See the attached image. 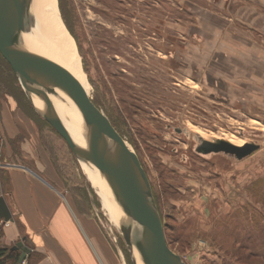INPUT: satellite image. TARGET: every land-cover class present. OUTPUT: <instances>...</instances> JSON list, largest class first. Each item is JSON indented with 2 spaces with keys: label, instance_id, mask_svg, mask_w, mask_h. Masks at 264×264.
<instances>
[{
  "label": "rangeland",
  "instance_id": "374dc122",
  "mask_svg": "<svg viewBox=\"0 0 264 264\" xmlns=\"http://www.w3.org/2000/svg\"><path fill=\"white\" fill-rule=\"evenodd\" d=\"M236 3L57 0L86 93L137 154L166 243L185 264H264V33L242 23L249 15L259 20ZM238 35L258 39L235 50L229 41ZM22 89L0 56V119L18 130L0 138V177L9 164L31 165L21 154L5 157L26 145L22 120L11 122L23 113L38 129L61 189L98 225L106 264H132L78 160ZM229 137L258 148L242 159L195 150L201 138Z\"/></svg>",
  "mask_w": 264,
  "mask_h": 264
},
{
  "label": "water",
  "instance_id": "95a60500",
  "mask_svg": "<svg viewBox=\"0 0 264 264\" xmlns=\"http://www.w3.org/2000/svg\"><path fill=\"white\" fill-rule=\"evenodd\" d=\"M22 5L23 11L15 0H0V54L17 79H25L32 91L39 95L41 106L39 110H34L63 138L78 161L94 166L103 176L121 211L119 228L132 264H136L133 250H136L142 264H185L166 243L151 185L137 154L76 80L42 60L29 47L24 38L29 26L28 7L24 2ZM61 95L69 98L85 116L88 132L93 139L89 154L80 150L47 107ZM257 148L258 144L253 142L235 145L224 138H201L196 150L204 154L224 153L242 159ZM0 218L3 222L11 220V212L3 195H0ZM14 248L20 249L19 264L30 249L22 241H18Z\"/></svg>",
  "mask_w": 264,
  "mask_h": 264
},
{
  "label": "crops",
  "instance_id": "0c3cea01",
  "mask_svg": "<svg viewBox=\"0 0 264 264\" xmlns=\"http://www.w3.org/2000/svg\"><path fill=\"white\" fill-rule=\"evenodd\" d=\"M236 1L237 9L246 7L259 20L254 21L249 15L241 20L242 23L258 28L259 34L264 33V0H248L251 6L244 5L241 0ZM228 20L230 25L231 19ZM237 28H232L231 34L235 29L237 32ZM218 31V39L222 41L221 35L226 34L227 30L223 28ZM253 39L258 38L238 35L234 41H229V46L241 50L245 46L243 42L253 43ZM16 119L22 120L28 139L23 141L26 145H20L21 153L13 151L10 155L5 154V157L15 156L18 159L17 154H21V157L31 161L27 160L31 165L25 162L9 164L1 170L0 181L5 191H0V195L3 194L11 212V220L3 222V242L14 247L18 241H22L30 249L19 264H106L107 250L104 248V251L102 247L98 225L85 210H78L75 201L61 189L56 167L50 161L47 149L40 144L34 121L23 113L12 115L11 122ZM13 126L6 119H0V138L17 135L18 130Z\"/></svg>",
  "mask_w": 264,
  "mask_h": 264
},
{
  "label": "bare ground",
  "instance_id": "6f19581e",
  "mask_svg": "<svg viewBox=\"0 0 264 264\" xmlns=\"http://www.w3.org/2000/svg\"><path fill=\"white\" fill-rule=\"evenodd\" d=\"M15 2L22 11L24 9L23 2L28 7L27 19L29 26L24 38L29 47L42 60L76 80L87 92V85L80 71L74 43L62 25L58 14L57 0H15ZM18 80L23 92L30 99L32 107L36 111L39 110L41 106L39 95L32 91L30 84L25 79L18 78ZM47 107L66 129L80 150L84 154H89L92 149L93 139L88 132L84 114L79 112L73 102L64 95L55 98ZM224 139L235 145L240 144V142H236L231 137ZM78 162L84 176L95 189V193L110 220L111 226L120 230L119 227L122 222L121 211L115 203L113 193L108 184L94 166L83 161ZM133 254L139 258L136 250H133Z\"/></svg>",
  "mask_w": 264,
  "mask_h": 264
},
{
  "label": "trees",
  "instance_id": "16d2710c",
  "mask_svg": "<svg viewBox=\"0 0 264 264\" xmlns=\"http://www.w3.org/2000/svg\"><path fill=\"white\" fill-rule=\"evenodd\" d=\"M0 56H1V54H0ZM1 58L9 66V64L6 62V60L2 56H1ZM0 142H1V139H0ZM154 199H155V197H154ZM3 235H4L3 220L0 218V264H17V261H18L19 255H20V251L18 250V248H14V247H10V246L6 245L2 240Z\"/></svg>",
  "mask_w": 264,
  "mask_h": 264
},
{
  "label": "flooded vegetation",
  "instance_id": "af4514ba",
  "mask_svg": "<svg viewBox=\"0 0 264 264\" xmlns=\"http://www.w3.org/2000/svg\"><path fill=\"white\" fill-rule=\"evenodd\" d=\"M178 132H180V131H178ZM200 143H201V139L199 140V143L196 145L195 150H196V148L200 145ZM196 152H198V151L196 150ZM198 153H200V154H204V153H202V152H198ZM210 153H213V152H210Z\"/></svg>",
  "mask_w": 264,
  "mask_h": 264
},
{
  "label": "built area",
  "instance_id": "2783aa9c",
  "mask_svg": "<svg viewBox=\"0 0 264 264\" xmlns=\"http://www.w3.org/2000/svg\"><path fill=\"white\" fill-rule=\"evenodd\" d=\"M0 165H1V163H0Z\"/></svg>",
  "mask_w": 264,
  "mask_h": 264
}]
</instances>
